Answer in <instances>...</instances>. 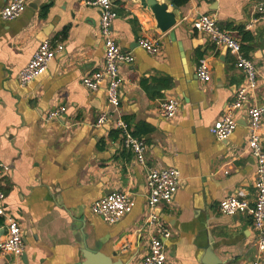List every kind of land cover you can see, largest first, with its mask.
<instances>
[{
    "label": "crops",
    "instance_id": "obj_1",
    "mask_svg": "<svg viewBox=\"0 0 264 264\" xmlns=\"http://www.w3.org/2000/svg\"><path fill=\"white\" fill-rule=\"evenodd\" d=\"M9 1L0 0V10ZM34 1L38 8L28 5L16 19L0 16V189L5 207L21 225L27 256L0 255V264H82L86 248L110 262L143 264L153 232L146 224L147 168L169 165L180 170L182 181L173 201L162 203L157 213L173 231L166 242L171 263L251 264L259 258L264 264L252 217L219 209L231 194L256 199L246 108L237 112L238 126L228 139L210 132L246 75L230 50L215 47L193 28L196 18L209 14L241 41L259 73L249 104L264 105V15L246 28L263 0H174L169 10L181 12L171 30L175 38L156 29L153 12L141 1H114V36L135 57L120 67L118 115L145 139L146 166L123 147L114 126L95 125L108 108L105 87L93 91L82 83L85 75L104 67L100 8L87 0L29 3ZM44 36L63 43L64 55L22 85L20 71ZM144 36L159 38L158 54L139 46ZM203 60L212 71L207 82L197 75ZM169 97L180 101L173 119L159 113ZM51 111L61 116L47 119ZM112 191L129 192L135 200L133 211L114 224L91 210ZM3 226L0 217V242L6 237Z\"/></svg>",
    "mask_w": 264,
    "mask_h": 264
},
{
    "label": "built area",
    "instance_id": "obj_2",
    "mask_svg": "<svg viewBox=\"0 0 264 264\" xmlns=\"http://www.w3.org/2000/svg\"><path fill=\"white\" fill-rule=\"evenodd\" d=\"M30 0H11L1 10L0 16L8 21L22 15L27 9ZM115 0H87L86 4L99 7L101 19L99 36L105 46L104 67L84 76L82 83L87 88L97 91L103 88L106 82L108 108L100 113L95 125L104 126L108 120L112 121L120 133L123 147L135 154L137 162L146 166L147 145L144 138L134 134L130 124L125 121L118 110L121 104L122 77L120 67L124 63H132L135 57L131 51L125 50L114 36L113 25L118 17L114 9ZM264 15V0L254 9V17L247 24L252 29L261 16ZM193 28L209 37L217 48L226 47L236 57L237 66L246 75V82L237 91L236 98L226 107L224 115L216 120L210 127V132L218 140L228 139L238 126L237 112L246 108L248 116V149L256 161L254 187L256 199H248L231 194L221 200L220 212L230 216L248 214L253 219L256 232V247L259 254L264 253V144L262 142V129L264 121V105L249 104L250 94L255 93L259 86V73L257 67L242 47V43L229 30L220 27L215 17L201 14L193 21ZM138 44L148 53L156 55L161 51L159 38L144 36L138 39ZM64 45L59 41L50 39L42 41L35 51L32 59L22 68L19 74L20 83L28 85L41 76L49 67L50 61L57 53L63 52ZM211 67L206 60L201 61L197 67L200 80L207 82L211 79ZM180 109V101L175 97L166 98L160 103V116L173 119ZM61 116L60 111H51L47 119ZM181 172L173 166L148 167L146 173L147 204L149 214L146 224L152 228L149 251L143 258V264H172L168 258L166 242L173 236L171 227L157 213L162 203H171L181 185ZM6 194L0 189V217L4 218L6 237L0 242V255L22 256L25 253L24 235L18 219L10 213L4 205ZM135 200L131 193L114 191L92 204L93 213L102 217L110 224L117 223L125 215L132 212ZM251 264H261L259 258Z\"/></svg>",
    "mask_w": 264,
    "mask_h": 264
},
{
    "label": "water",
    "instance_id": "obj_3",
    "mask_svg": "<svg viewBox=\"0 0 264 264\" xmlns=\"http://www.w3.org/2000/svg\"><path fill=\"white\" fill-rule=\"evenodd\" d=\"M141 1L144 7L149 8L156 19V29L161 33L170 32L180 21L181 12L178 9L169 10L171 8L174 0H139ZM38 1H34L31 4L28 3L33 8H38ZM171 36L175 38V33L173 31L170 32ZM49 37L44 36L42 41L48 40ZM228 49L224 47V51ZM64 55V51L57 53L54 58L50 61L49 65L55 63L56 59L62 57ZM103 87H106V82L103 83ZM112 124L111 120H108L105 124V127L109 128ZM172 166V165H169ZM114 192V191H112ZM111 192V193H112ZM240 215H235L234 217H239ZM25 241V237H24ZM85 257L87 261L82 264H123L122 262H110L109 259H106L101 253L96 250L88 249L85 250ZM24 260H26L27 256L23 255Z\"/></svg>",
    "mask_w": 264,
    "mask_h": 264
},
{
    "label": "trees",
    "instance_id": "obj_4",
    "mask_svg": "<svg viewBox=\"0 0 264 264\" xmlns=\"http://www.w3.org/2000/svg\"><path fill=\"white\" fill-rule=\"evenodd\" d=\"M186 1H187V0H178L179 3H181V2L184 3V2H186ZM246 38H247V35H246ZM134 134H135V133H134ZM135 135H136V134H135ZM137 136H138V135H137Z\"/></svg>",
    "mask_w": 264,
    "mask_h": 264
}]
</instances>
